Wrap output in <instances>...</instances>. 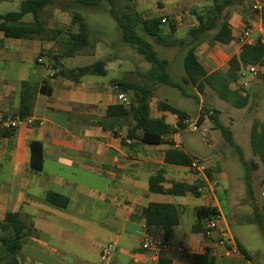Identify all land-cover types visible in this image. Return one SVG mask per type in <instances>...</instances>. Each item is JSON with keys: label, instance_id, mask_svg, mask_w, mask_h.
Returning a JSON list of instances; mask_svg holds the SVG:
<instances>
[{"label": "crops", "instance_id": "1", "mask_svg": "<svg viewBox=\"0 0 264 264\" xmlns=\"http://www.w3.org/2000/svg\"><path fill=\"white\" fill-rule=\"evenodd\" d=\"M257 1L245 0L226 11L234 40L230 44L202 43L197 55L205 67L211 71L228 70L229 59L241 51L238 36L245 26L252 29V41H258L264 30V14L254 11ZM139 4L137 11L143 18L173 19L177 32L182 31L186 18L188 26L178 37L184 38L197 25L193 12L208 7L210 0H140ZM79 10L78 4L65 0L47 7L40 18L47 38L0 37V116L13 118L17 114L24 81L50 92V95L39 92L36 96L31 117L36 126L23 125L11 137H0V222L8 213H19L33 225L32 235L19 255L20 263L99 264L103 247L114 241L117 250L110 264H160L161 261L193 264V255L206 253L213 264H253V258L240 241L249 257L243 253L226 257L224 248L217 244L222 234L230 233L225 217L210 239L203 232H193L194 209L208 204L201 195L174 196L149 191V178L159 170L164 171L166 189L173 182H200L188 167L165 163V152L176 146L190 156H197L179 146V133L165 138L175 146L148 145L131 139V144H127V129L114 135L100 126L106 108L119 104L115 79L107 82L99 79L108 72L106 76H87L80 81L54 74L55 62L44 54H61L59 46L66 45L69 34L77 31L72 25V12ZM25 21H31V16L25 17ZM58 29H62L59 36ZM60 64L64 66L62 59ZM251 82L262 100L264 114V83L253 77ZM200 95L199 103H202ZM167 114L170 113L158 111L152 116H164L167 121ZM172 115L173 123L169 124L176 126L178 118ZM248 128L250 136L251 126ZM31 141L42 144L41 172L31 167ZM49 194L59 196L60 202L67 201L66 204L62 207L50 202ZM192 199L196 201L191 202ZM151 203L175 204L183 210L181 223L167 241L169 249L159 255L141 248L147 235L164 239L162 230L147 226L142 216V209ZM188 210L192 218L184 222ZM180 246L189 252L180 253Z\"/></svg>", "mask_w": 264, "mask_h": 264}, {"label": "trees", "instance_id": "2", "mask_svg": "<svg viewBox=\"0 0 264 264\" xmlns=\"http://www.w3.org/2000/svg\"><path fill=\"white\" fill-rule=\"evenodd\" d=\"M245 0H210V5L203 10L194 11L197 25L192 27L186 37H177V27L173 19L167 18L166 25L162 23L164 17L143 18L137 11L134 0H73L75 4L86 7H96L100 3H108L107 12L117 22L122 41L134 49L150 64V68L141 74L142 82H132L126 79L113 81L119 90L126 94L130 100V106L123 104L110 105L106 108L104 119L100 126L105 130H111L114 135L119 130L127 129L125 139L138 141L142 144L161 145L171 144L165 138L172 137L180 130L187 127L190 114L177 108L166 101H159L157 110L162 113L174 114L178 118L177 125L169 124L165 117L155 118L151 113V101L156 85H165L179 90L186 98L199 102V95L206 88L217 93L220 99L231 104L236 109H243L249 103V95L243 88L233 89L241 79V71L248 66H258L262 69L259 78L264 83V45L258 42L254 45H243L238 55L232 56L228 61V70L211 71L205 67L197 55V48L204 42L211 45L230 44L233 33L226 17V11L243 3ZM62 0H23L20 10L0 14V37L3 35L17 39L47 38L46 29L41 21V13L50 6L61 3ZM31 16V21H25V17ZM72 25L75 33L69 34V41L61 54H48L55 62L53 70L56 76L70 81H80L87 76H106L107 63L102 60L77 68H66L60 64L65 57H75L87 48L92 47L90 40V27L84 16L79 12H72ZM62 29L56 30L59 36ZM156 45L164 48H178L182 57L183 77L180 82L173 79L170 73V62L160 57ZM188 88L193 89L189 91ZM39 92L50 95L49 91L40 89L29 81L22 83L20 106L17 114L12 117L28 119L33 116L36 96ZM246 93V94H244ZM204 110V109H203ZM212 112V111H210ZM211 119L221 130L226 141L238 153L241 163L247 173L257 168L254 161L245 157L243 148L234 140L233 132L225 126L219 116L212 112ZM204 122V112H200L198 125ZM37 122L33 123L36 126ZM14 131H0V137H11ZM31 167L36 172H41L43 163L42 144L39 141H31ZM250 146L252 154L264 163V122L254 119L250 129ZM192 158L182 149L174 148L165 152V163L188 167ZM164 171L159 170L149 178V191L151 193L185 196L190 193L195 197L201 195V182L188 184L185 182H173L171 188H164ZM207 176L211 179V169L207 170ZM247 189L252 195V185L248 182ZM55 194H49L48 200L59 206L65 203ZM65 200V199H64ZM255 223L264 235V216L261 210L255 207ZM183 210L179 205L170 203H151L142 209V216L149 227L160 228L165 241H168L175 227L181 223ZM218 215V209L212 206H199L194 209L195 223L193 232H205L206 222ZM33 225L25 221L19 213H8L0 222V263L21 264L19 255L27 239L32 235ZM240 252L249 257L246 249L237 241ZM193 264H213L212 259L205 255H193ZM160 264H170L169 261H161Z\"/></svg>", "mask_w": 264, "mask_h": 264}, {"label": "rangeland", "instance_id": "3", "mask_svg": "<svg viewBox=\"0 0 264 264\" xmlns=\"http://www.w3.org/2000/svg\"><path fill=\"white\" fill-rule=\"evenodd\" d=\"M21 1L2 0L0 13L19 11ZM139 3L140 0H134L136 9L139 8ZM78 7L80 10L76 12L84 16L90 27L92 47L84 52L94 54V56H80L79 54L73 58L65 57L62 59L64 66L77 68L102 60L107 63L108 75L99 79L107 82L123 77L128 81L142 82L141 74L150 68V64L122 41L117 22L107 12L108 3L102 2L96 7L78 4ZM184 21L183 32H177V37L182 36L188 26L186 18ZM165 29L168 31V25ZM59 47L62 48L61 53H63L66 45ZM156 49L160 57L169 60L170 73L175 81L180 82L184 72L178 48H164L156 45ZM251 79L252 75L247 73L244 80L248 86L245 90L250 98L248 105L243 109L234 108L220 99L217 93L210 88H206L200 95L202 103H199L194 99L184 97L175 88L156 85L152 99V114L156 116L158 114L157 103L166 100L173 106L186 110L190 114L189 122H197L200 112H204V122L197 131L187 126L178 132L180 134L178 144L187 152L197 155L196 157L204 162L207 170L211 169V180L217 183L218 187L217 203L227 221L229 234L248 250L253 258V264H264V235L255 223L254 210L255 207L259 208L264 216V166L252 154L248 131V127L252 126L255 118L264 120V114L262 113L263 106L260 104L262 100L254 91ZM188 90L193 89L188 88ZM210 111L217 114L220 121L232 130L234 140L243 148L246 159L257 164V168L252 172L247 173L238 153L226 141L221 130L211 119L212 112ZM167 122L173 123L172 114H167ZM248 182L252 185V195L247 189ZM194 201L196 199L191 200V202ZM191 218L189 210L186 211L183 216L184 222H189Z\"/></svg>", "mask_w": 264, "mask_h": 264}, {"label": "built area", "instance_id": "4", "mask_svg": "<svg viewBox=\"0 0 264 264\" xmlns=\"http://www.w3.org/2000/svg\"><path fill=\"white\" fill-rule=\"evenodd\" d=\"M254 11L264 14V0L257 1L253 6ZM162 23H167V18L164 17L162 19ZM238 42L241 46L243 45H254L257 42L261 45H264V30L255 43L252 41V29L251 27L245 26L241 33L238 36ZM250 73L253 78H259L262 73V69L258 66H248L241 71V79L236 84L237 89L243 88L245 89L248 86V83L245 82L244 78L246 74ZM118 93V102L119 104H123L126 107L130 106V100L127 96L119 90V87L116 85ZM33 121L31 118L22 119L20 117H4L0 116V131H15L19 129L23 125H33ZM188 127H190L193 131H197L199 125L197 122H185ZM127 144H131L130 139H125ZM175 146V145H174ZM175 148H179L176 146ZM189 171L200 181L203 186L200 189L201 196L208 203L207 206L216 207L218 209V215H216L213 219L206 222V231L203 233L205 238H212L213 234L220 229V225L224 220V216L222 212L218 208L217 203V192L218 187L217 183L212 181L207 176V167L204 162L199 158H192L191 163L188 166ZM204 189V190H203ZM217 244L224 248V255L226 257H232L235 255H240V249L238 247L237 242L234 238L228 233L222 234V236L217 241ZM141 248L144 251H150L155 255H159L162 252H165L169 249V244L165 239L153 237L151 235H147L144 237ZM117 250V245L114 241L108 242L101 251V261L99 264H110L113 256ZM178 251L182 254L189 252V250L185 246H180Z\"/></svg>", "mask_w": 264, "mask_h": 264}]
</instances>
